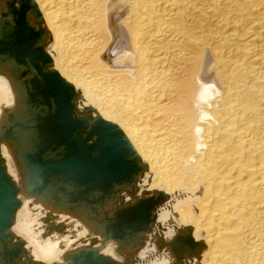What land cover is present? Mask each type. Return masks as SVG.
<instances>
[{"label":"bare ground","instance_id":"bare-ground-1","mask_svg":"<svg viewBox=\"0 0 264 264\" xmlns=\"http://www.w3.org/2000/svg\"><path fill=\"white\" fill-rule=\"evenodd\" d=\"M0 162V264H264V0H0Z\"/></svg>","mask_w":264,"mask_h":264},{"label":"water","instance_id":"water-1","mask_svg":"<svg viewBox=\"0 0 264 264\" xmlns=\"http://www.w3.org/2000/svg\"><path fill=\"white\" fill-rule=\"evenodd\" d=\"M68 115L74 119L73 114L69 111ZM71 131L68 132L65 137L66 141L69 143L74 140L72 139L74 136H70L72 134ZM52 141V139L51 141H46V139L41 138L39 140V149L35 150L34 147V150L26 155V163L32 168L33 174L42 180L41 187L51 181L52 177L54 181H58L57 183L61 185L68 184V186H76L82 189L87 187L82 184L90 185L91 187L94 186L96 182L92 172L89 169H83V167L76 162V153L74 152V154H71L68 152L66 157L61 158L55 151L57 149H53L54 145L49 144ZM71 145L72 144H70V146ZM75 145L77 146L75 150L82 147L81 143L80 145ZM73 148L75 147H70L69 149ZM75 179L77 180L76 182L73 181ZM96 186L98 187V185ZM106 186H108V184H105V187ZM18 190V186L7 175L0 162V234L6 233V230L12 223L14 211L20 203L17 198ZM68 191L73 192V189L72 191L68 189Z\"/></svg>","mask_w":264,"mask_h":264},{"label":"rangeland","instance_id":"rangeland-1","mask_svg":"<svg viewBox=\"0 0 264 264\" xmlns=\"http://www.w3.org/2000/svg\"><path fill=\"white\" fill-rule=\"evenodd\" d=\"M15 225H17V226H15ZM18 228V222L16 223H13V225H12V231L15 233V234H18L20 237H22V238H24L25 240H26V237H25V235H23L22 233H20L19 234V229H18V231L16 230ZM16 230V231H15Z\"/></svg>","mask_w":264,"mask_h":264}]
</instances>
